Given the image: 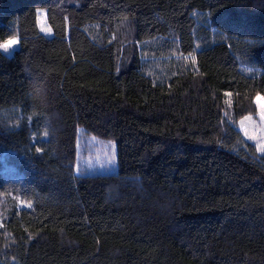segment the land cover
<instances>
[{
	"label": "trees",
	"instance_id": "trees-1",
	"mask_svg": "<svg viewBox=\"0 0 264 264\" xmlns=\"http://www.w3.org/2000/svg\"><path fill=\"white\" fill-rule=\"evenodd\" d=\"M9 38L0 264H264V0H0Z\"/></svg>",
	"mask_w": 264,
	"mask_h": 264
},
{
	"label": "rangeland",
	"instance_id": "rangeland-1",
	"mask_svg": "<svg viewBox=\"0 0 264 264\" xmlns=\"http://www.w3.org/2000/svg\"><path fill=\"white\" fill-rule=\"evenodd\" d=\"M37 22L40 32L45 36H51V30L47 25L45 14L41 10L37 12ZM14 40V45L10 46L7 51L2 48H0V51L4 54H10L18 45V40ZM254 103L256 106V113L239 120L236 124V128L243 138L255 147L258 154H264V152L257 151V145L261 142L259 140H250L248 136L245 135V131H247L249 135L255 134L258 137L264 134L262 133V129H264V120H261L260 109L257 106L256 97ZM261 104H264L263 97L261 99ZM247 117H250V119H246ZM79 153L83 155L81 162L86 172H110L115 166V159L112 158L113 154L115 155V149L111 143L101 142L94 138H86L80 142Z\"/></svg>",
	"mask_w": 264,
	"mask_h": 264
},
{
	"label": "snow or ice",
	"instance_id": "snow-or-ice-1",
	"mask_svg": "<svg viewBox=\"0 0 264 264\" xmlns=\"http://www.w3.org/2000/svg\"><path fill=\"white\" fill-rule=\"evenodd\" d=\"M15 40L12 38L7 39V41L5 43L0 44V48L4 49L5 51H7L9 49L10 46L14 45ZM225 95H229L228 93H225ZM261 96H257L256 97V103L258 108L260 109V116H261V120H264V104H261ZM246 119H250V117H247ZM262 133H264V129H262ZM245 135L248 136V139L256 141L259 140L261 143H258L257 145V151H261L264 152V134H261L259 137L255 134L253 135H249L247 133V131H245ZM37 151H41V149H37ZM113 159H115V155L113 154ZM23 203V202H22ZM27 206H31V205H27Z\"/></svg>",
	"mask_w": 264,
	"mask_h": 264
}]
</instances>
